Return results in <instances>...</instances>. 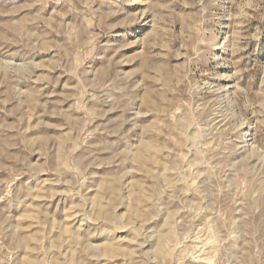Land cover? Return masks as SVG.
<instances>
[{
  "label": "rangeland",
  "instance_id": "1",
  "mask_svg": "<svg viewBox=\"0 0 264 264\" xmlns=\"http://www.w3.org/2000/svg\"><path fill=\"white\" fill-rule=\"evenodd\" d=\"M0 264H264V0H0Z\"/></svg>",
  "mask_w": 264,
  "mask_h": 264
}]
</instances>
